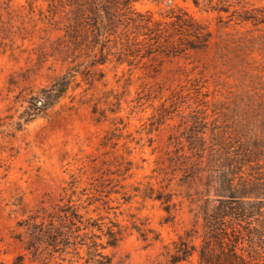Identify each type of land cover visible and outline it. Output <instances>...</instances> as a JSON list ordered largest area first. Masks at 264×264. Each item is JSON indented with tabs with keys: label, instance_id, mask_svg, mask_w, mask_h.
Here are the masks:
<instances>
[{
	"label": "rangeland",
	"instance_id": "rangeland-1",
	"mask_svg": "<svg viewBox=\"0 0 264 264\" xmlns=\"http://www.w3.org/2000/svg\"><path fill=\"white\" fill-rule=\"evenodd\" d=\"M92 2L101 30L85 17ZM177 14L207 46L174 53L193 38ZM63 77L66 93L30 115ZM217 135L264 176V0H0V264H171L187 231L200 247L207 195L184 176L201 137ZM226 219L216 226L237 264H264V206Z\"/></svg>",
	"mask_w": 264,
	"mask_h": 264
},
{
	"label": "trees",
	"instance_id": "trees-1",
	"mask_svg": "<svg viewBox=\"0 0 264 264\" xmlns=\"http://www.w3.org/2000/svg\"><path fill=\"white\" fill-rule=\"evenodd\" d=\"M86 9H88V13L85 17L91 20L89 23L93 28L101 30L104 22H102L101 6L99 3L92 2ZM249 17L253 16L249 15L244 19H249ZM134 21L138 22L139 26L148 28L150 31L158 33L162 29L158 25L151 28L150 23H153L152 18L143 14L134 18ZM171 23L178 31H186L187 35L193 37L189 40L187 47L174 51L175 54L185 49H198L207 46L210 33L205 31V28L192 18H188L183 14H177ZM68 87L69 80L63 77L57 80L51 88L43 89L41 96L31 97L29 110H27L28 113L33 115L43 112L49 105L63 96ZM201 138L203 139V146L193 153V156L197 155L196 158L192 159L193 157L190 158L189 156V166L184 177L186 181H190L191 179L196 181L198 178L200 183L196 182V187L197 185L203 186L202 190H199L197 187L196 194L207 195L204 207V219L208 227L207 233L210 234L209 236L205 234L204 242L200 247L194 244L192 239L188 238L190 235H193L191 231H187L186 235H180L179 239L174 241V252L171 250L167 252L168 260L171 264H179L182 261H189L197 252L200 264H211L212 257L214 256H217L218 260H221L220 257L223 256L230 264H237L244 259L243 255L238 251L234 240L231 242L225 240L228 237L226 228L216 225L219 221L221 225L225 224L226 218H229V220L248 218L251 214L254 215L256 211H260L264 206V176L252 175L242 170V166L244 167V165H248L250 168L254 166L253 160L242 157V160L238 161L236 150L231 149L233 147L232 141L224 143L221 140V136L217 135V137H211L210 143L205 145V137L202 136ZM231 150L233 154H231ZM205 151H207L206 161ZM260 159L258 158V162L256 163H259ZM171 196V194H158L155 198L163 200L167 204L165 206L167 211L170 212ZM232 226L234 234L235 228L234 225ZM220 228L224 230L222 237L218 234V229ZM34 237L33 242L35 243V239L39 238L36 235ZM214 238L218 239V246L212 243ZM108 243L114 245L116 242L115 240H109ZM211 246L214 248L213 253ZM99 256L101 258L97 260V264H112L111 258L107 255L99 254Z\"/></svg>",
	"mask_w": 264,
	"mask_h": 264
}]
</instances>
